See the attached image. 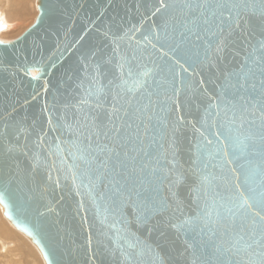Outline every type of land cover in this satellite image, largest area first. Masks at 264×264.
<instances>
[{"label": "water", "instance_id": "obj_1", "mask_svg": "<svg viewBox=\"0 0 264 264\" xmlns=\"http://www.w3.org/2000/svg\"><path fill=\"white\" fill-rule=\"evenodd\" d=\"M37 5L0 41V205L46 264H264V0Z\"/></svg>", "mask_w": 264, "mask_h": 264}, {"label": "rangeland", "instance_id": "obj_2", "mask_svg": "<svg viewBox=\"0 0 264 264\" xmlns=\"http://www.w3.org/2000/svg\"><path fill=\"white\" fill-rule=\"evenodd\" d=\"M14 2H16V4ZM18 2L21 4H19ZM14 11H16V12H14ZM0 14H1L0 18L3 19L5 23L7 22L9 24L8 27H10V28L4 29L0 32V41L4 42V43H9V42L15 41L16 39L21 37L31 26L34 25V23L36 22V19L38 17L39 11H38V5L36 3V0H14V1L13 0H8V1L7 0L6 1L0 0ZM16 14L19 16L16 17L17 16ZM8 15H9V17H8ZM0 217H3L5 220L7 219L4 215V208L1 205H0ZM6 221L10 224V226L14 230L16 229V232L19 231L8 219ZM21 233H19V234H21ZM21 236H23V235L21 234ZM25 239H26V242H23V241L15 242L18 240L5 239V238H3V236H0V250H1L0 256H1V259L3 257V254H2L3 253V247H4L3 245L6 243L9 245L11 250L14 251V254L17 255V259L20 260L22 263H24V264H34V263L35 264H41V263L44 264L45 263L46 264L45 261L43 262L39 252L35 249V246L29 240H27V238H25ZM24 243H25V245H23ZM26 245H28V246L24 247ZM19 246L21 248H24V249H21ZM32 246L37 251V254H39L37 256L40 259H36L35 256H33V258L27 257V256H31L30 255L31 253L28 254V252H30L28 250L32 249ZM15 252H17V253H15ZM24 253H26V254H24ZM25 259H27V260H25ZM3 262L4 261L1 260L0 264H3ZM32 262H34V263H32Z\"/></svg>", "mask_w": 264, "mask_h": 264}, {"label": "bare ground", "instance_id": "obj_3", "mask_svg": "<svg viewBox=\"0 0 264 264\" xmlns=\"http://www.w3.org/2000/svg\"><path fill=\"white\" fill-rule=\"evenodd\" d=\"M6 1V0H5ZM8 1V0H7ZM14 1V0H13ZM12 2V1H11ZM25 2V1H24ZM15 4H16V2H14ZM19 3V2H18ZM36 3H37V0H36ZM19 4H21V3H19ZM14 5V4H13ZM14 9V8H13ZM19 9V8H18ZM3 11V10H2ZM8 12V11H7ZM14 12H16V11H14ZM2 14V13H1ZM0 14V15H1ZM17 15V14H16ZM24 15V14H23ZM19 15H17L16 17H18ZM8 17H9V15H8ZM2 20V21H1ZM14 20V19H13ZM0 21L3 23V25H5L6 26V28L5 29H8V28H10V27H8V23L6 24L5 22H4V20L3 19H1L0 18ZM26 22V21H25ZM19 23V22H18ZM16 32V31H15ZM7 220V219H6ZM3 217H0V236H3V238H5V239H10V240H18V241H15V242H21V241H23V242H26V239L25 238H27V240H29L34 246H35V249L39 252V254H40V256H41V258H42V260H43V262L45 261L44 260V257H43V255H42V253H41V251L39 250V248L36 246V244H34L33 243V241L26 235V234H23V233H21L20 231H18L19 233H21L23 236H21V234H19L18 232H16V229L14 230L11 226H10V224L6 221ZM2 238V237H1ZM11 244V243H10ZM22 244V243H21ZM28 244V243H27ZM16 245V244H15ZM23 245H25V243L23 244ZM4 247H3V257H2V259H1V256H0V263H1V260L2 261H4L3 262V264H24V263H22L20 260H18L17 259V255L16 254H14V251L13 250H11V248L9 247V245L8 244H4L3 245ZM14 246V245H13ZM28 245H26V246H24V247H27ZM9 247V248H8ZM20 247V246H19ZM21 248V247H20ZM19 248V249H20ZM21 249H24V248H21ZM30 249V248H29ZM33 249V250H32ZM32 249H30V250H28V251H30V252H28V254L29 253H31L30 255L31 256H27V257H32L33 258V256H35V258L36 259H40L37 255H39V254H37V251L34 249V247L32 246ZM16 250V249H15ZM1 251V250H0ZM21 251V250H20ZM18 252V251H17ZM17 252H15V253H17ZM24 254H26V253H24ZM27 254V255H28ZM25 256V255H24ZM25 260H27V259H25ZM30 261V260H29ZM36 261V260H35ZM38 262V261H37ZM32 263H34V262H32ZM35 264V263H34ZM42 264V263H41ZM45 264V263H44Z\"/></svg>", "mask_w": 264, "mask_h": 264}, {"label": "snow or ice", "instance_id": "obj_4", "mask_svg": "<svg viewBox=\"0 0 264 264\" xmlns=\"http://www.w3.org/2000/svg\"><path fill=\"white\" fill-rule=\"evenodd\" d=\"M255 215L258 216L261 221H264V214H262L261 212H257Z\"/></svg>", "mask_w": 264, "mask_h": 264}]
</instances>
